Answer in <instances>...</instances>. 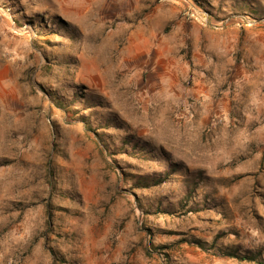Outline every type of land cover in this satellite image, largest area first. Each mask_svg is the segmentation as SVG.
<instances>
[{"label":"rangeland","instance_id":"obj_1","mask_svg":"<svg viewBox=\"0 0 264 264\" xmlns=\"http://www.w3.org/2000/svg\"><path fill=\"white\" fill-rule=\"evenodd\" d=\"M248 252L264 262V0H0V264Z\"/></svg>","mask_w":264,"mask_h":264},{"label":"trees","instance_id":"obj_2","mask_svg":"<svg viewBox=\"0 0 264 264\" xmlns=\"http://www.w3.org/2000/svg\"><path fill=\"white\" fill-rule=\"evenodd\" d=\"M202 245V244H201ZM203 247V246H202ZM223 253H228L226 255H229V256H236V253L234 251H231V252H228V251H225ZM237 257V256H236ZM241 259H244V260H248V261H258L259 264H264V262H262L261 260H259L255 255L254 253L252 252H248L247 255H243L241 256Z\"/></svg>","mask_w":264,"mask_h":264}]
</instances>
